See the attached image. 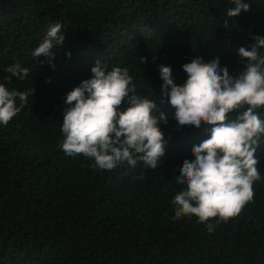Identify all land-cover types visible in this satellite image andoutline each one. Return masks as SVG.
Segmentation results:
<instances>
[{
	"label": "trees",
	"instance_id": "trees-1",
	"mask_svg": "<svg viewBox=\"0 0 264 264\" xmlns=\"http://www.w3.org/2000/svg\"><path fill=\"white\" fill-rule=\"evenodd\" d=\"M247 2L249 11L229 18L232 0H0V83L34 88L0 125V264H264V134L253 200L227 222L210 221L208 232L195 216L174 219L172 200L184 188L174 176L210 126L179 127L167 98L159 103L160 65L171 67L178 85L187 79L182 65L197 56L243 70L237 50L264 36V0ZM55 23L64 40L50 64L31 53ZM97 61L126 67L137 94L165 113L156 169L125 161L105 171L60 148L66 94ZM16 62L30 69L24 80L6 72ZM257 112L264 120V107Z\"/></svg>",
	"mask_w": 264,
	"mask_h": 264
},
{
	"label": "clouds",
	"instance_id": "clouds-1",
	"mask_svg": "<svg viewBox=\"0 0 264 264\" xmlns=\"http://www.w3.org/2000/svg\"><path fill=\"white\" fill-rule=\"evenodd\" d=\"M232 3L234 7L226 12L229 18L249 11L247 0ZM224 23L227 26L228 21ZM62 26H48L45 38L31 53L34 58L43 55L51 64L54 45L64 40ZM253 41L250 48L237 50L243 70L236 74L222 66L219 58L206 62L197 56L182 65L187 79L178 85L171 67L159 66L163 81L159 103L167 98L177 125L193 129L210 126L208 138L193 146V159H185L179 175L174 176L176 184L184 188L172 200L174 219L195 216L208 232L216 226L210 221L215 219L218 224L239 215L253 200L254 182L261 179L255 153L264 134V120L257 112L264 107V54L260 51L264 36L254 35ZM139 60L147 62L145 57ZM6 72L24 80L30 69L16 62ZM91 73L66 94L60 143L64 154L91 158L94 168L105 171L125 161L133 168L142 161L146 168L156 169L167 143L159 126L167 124L165 113L156 102L137 94L126 67L112 66L109 70L97 61ZM33 94V87L17 91L0 83V125L6 126ZM125 101L127 107L121 111ZM139 178L144 179L142 175Z\"/></svg>",
	"mask_w": 264,
	"mask_h": 264
}]
</instances>
